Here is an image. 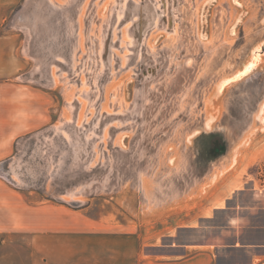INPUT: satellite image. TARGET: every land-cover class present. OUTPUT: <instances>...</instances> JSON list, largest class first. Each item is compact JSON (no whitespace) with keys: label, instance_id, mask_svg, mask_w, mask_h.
<instances>
[{"label":"rangeland","instance_id":"obj_1","mask_svg":"<svg viewBox=\"0 0 264 264\" xmlns=\"http://www.w3.org/2000/svg\"><path fill=\"white\" fill-rule=\"evenodd\" d=\"M7 5L0 202L13 208L16 264L53 208L167 233L149 256L264 254V0Z\"/></svg>","mask_w":264,"mask_h":264},{"label":"crops","instance_id":"obj_2","mask_svg":"<svg viewBox=\"0 0 264 264\" xmlns=\"http://www.w3.org/2000/svg\"><path fill=\"white\" fill-rule=\"evenodd\" d=\"M0 2V5L8 6L7 0ZM223 165L226 168L229 166L226 160H220L213 167ZM217 178L214 181H218ZM12 209L6 199L0 202V215L5 217V222L0 223V264H16L12 251L15 244L11 239L16 228ZM88 211L91 212L90 209L69 208L44 211L37 224L35 246H30L29 256L25 260L20 259V264L23 261L24 264H216L220 245L200 246L176 258L145 255L142 251L147 246H158V241L169 237L168 234L161 231L152 236L146 233L142 236L135 230L125 231L124 225L119 228L110 226L102 218H88ZM241 248L247 249V246ZM245 264H264V254L251 257L250 262Z\"/></svg>","mask_w":264,"mask_h":264},{"label":"trees","instance_id":"obj_3","mask_svg":"<svg viewBox=\"0 0 264 264\" xmlns=\"http://www.w3.org/2000/svg\"><path fill=\"white\" fill-rule=\"evenodd\" d=\"M213 137V136H212ZM210 152H212V150H213V146H211L210 147ZM225 151H226V146L225 145H222V143L217 147V155H223L224 153H225ZM214 159H215V157H214ZM159 249L160 247H149L148 248V250L150 251L151 249ZM151 255H161V254H151ZM216 264H221V263H219V261L218 260H216Z\"/></svg>","mask_w":264,"mask_h":264},{"label":"bare ground","instance_id":"obj_4","mask_svg":"<svg viewBox=\"0 0 264 264\" xmlns=\"http://www.w3.org/2000/svg\"><path fill=\"white\" fill-rule=\"evenodd\" d=\"M257 55V54H256ZM255 61H256V59H255ZM250 64V63H249ZM252 64H254V66H255V64L256 63H252ZM252 66L253 65H250L249 67H248V71H249V69H251L252 68ZM242 71H244V70H242ZM250 71H252V70H250ZM241 73V72H240ZM242 74H244L243 72H242ZM238 76H239V74H237ZM241 76V75H240ZM236 78H238V77H236ZM240 79V78H239ZM223 82V81H222Z\"/></svg>","mask_w":264,"mask_h":264}]
</instances>
